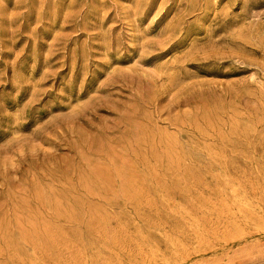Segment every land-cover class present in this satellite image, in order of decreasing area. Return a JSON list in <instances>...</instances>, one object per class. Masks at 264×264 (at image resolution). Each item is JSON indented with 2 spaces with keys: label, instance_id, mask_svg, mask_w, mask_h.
Wrapping results in <instances>:
<instances>
[{
  "label": "rangeland",
  "instance_id": "374dc122",
  "mask_svg": "<svg viewBox=\"0 0 264 264\" xmlns=\"http://www.w3.org/2000/svg\"><path fill=\"white\" fill-rule=\"evenodd\" d=\"M0 264H264V0H0Z\"/></svg>",
  "mask_w": 264,
  "mask_h": 264
}]
</instances>
